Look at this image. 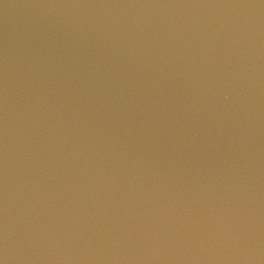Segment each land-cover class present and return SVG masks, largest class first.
Segmentation results:
<instances>
[{"label":"water","instance_id":"obj_1","mask_svg":"<svg viewBox=\"0 0 264 264\" xmlns=\"http://www.w3.org/2000/svg\"><path fill=\"white\" fill-rule=\"evenodd\" d=\"M0 264H264V0H0Z\"/></svg>","mask_w":264,"mask_h":264}]
</instances>
